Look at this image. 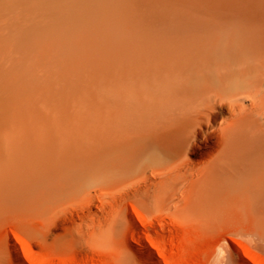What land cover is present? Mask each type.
Returning <instances> with one entry per match:
<instances>
[{"label": "bare ground", "instance_id": "obj_1", "mask_svg": "<svg viewBox=\"0 0 264 264\" xmlns=\"http://www.w3.org/2000/svg\"><path fill=\"white\" fill-rule=\"evenodd\" d=\"M140 1L0 0L1 257L59 171L136 159L141 206L264 240V0Z\"/></svg>", "mask_w": 264, "mask_h": 264}, {"label": "rangeland", "instance_id": "obj_2", "mask_svg": "<svg viewBox=\"0 0 264 264\" xmlns=\"http://www.w3.org/2000/svg\"><path fill=\"white\" fill-rule=\"evenodd\" d=\"M151 10L137 0V25ZM122 92L112 87L116 102L127 99ZM129 136L135 132L125 135L132 145ZM129 166L82 168L75 182L61 180L59 171L60 180L31 200L23 220L9 223L0 264H264V240L250 221L182 220L160 208L153 213L137 201V159Z\"/></svg>", "mask_w": 264, "mask_h": 264}]
</instances>
